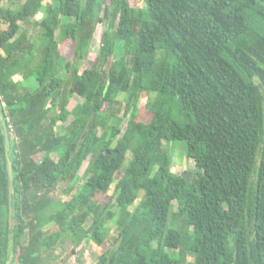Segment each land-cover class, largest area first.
<instances>
[{
	"label": "trees",
	"instance_id": "trees-1",
	"mask_svg": "<svg viewBox=\"0 0 264 264\" xmlns=\"http://www.w3.org/2000/svg\"><path fill=\"white\" fill-rule=\"evenodd\" d=\"M43 1L0 0V264H264V0Z\"/></svg>",
	"mask_w": 264,
	"mask_h": 264
},
{
	"label": "rangeland",
	"instance_id": "rangeland-1",
	"mask_svg": "<svg viewBox=\"0 0 264 264\" xmlns=\"http://www.w3.org/2000/svg\"><path fill=\"white\" fill-rule=\"evenodd\" d=\"M108 2L109 0H105ZM129 4L134 6V5H141L142 0H128ZM9 2V0H1V3L3 5H6ZM49 2V0H44L40 8H38V11L36 13V18H41L43 15H45V5ZM93 6H95V0H84V2L81 4V7L83 10L87 11L88 13L92 10ZM100 13V12H99ZM102 14V11L101 13ZM3 24L0 23V27ZM86 29H89V24H86ZM104 28V25L97 24L96 29L93 33L90 45H89V52L87 55V63L92 65V62L95 58L99 43H100V35L102 32V29ZM72 47L73 44L70 40L65 41V43L61 44V58L64 59V57L69 58L71 57L72 54ZM85 64V66L87 65ZM119 96H122V94H119ZM147 99V92L142 91V94L140 98H138L137 101V118L143 122H146L150 119L151 113L148 110V107L145 106V102ZM71 102H70V107L72 108L73 106L75 107V104L79 103L81 101V97H79L77 94L71 97ZM129 114V113H128ZM126 113L122 114V119H121V124L124 126L127 124L129 116ZM169 146V151L171 155V169L174 172H178L183 174L185 177L192 179L193 178V167L194 163L192 159L187 158L185 155L184 151V143L181 141H176V142H170L167 144ZM86 165V162L83 164V166L80 168L79 173L82 174L84 167ZM119 173L117 172L115 175V179H118ZM54 197V209L57 210V208L61 207V201L65 198V195L62 194L60 191L56 192L53 194ZM97 199L100 200L101 203H105L108 194H101L97 193L96 195ZM92 218V217H91ZM91 220V219H90ZM89 220V222H90ZM74 240H77V238H73L72 243H74ZM77 247H76V252L70 253L69 255L66 256V251H68V248L70 245H68V240L62 245V249L58 250L60 257L61 258H66V262L63 264H92L97 255V249L96 245L92 241L84 240L81 239L76 242ZM98 248V247H97ZM77 254L79 257L77 258ZM64 256V257H62ZM79 259V260H78Z\"/></svg>",
	"mask_w": 264,
	"mask_h": 264
},
{
	"label": "water",
	"instance_id": "water-1",
	"mask_svg": "<svg viewBox=\"0 0 264 264\" xmlns=\"http://www.w3.org/2000/svg\"><path fill=\"white\" fill-rule=\"evenodd\" d=\"M0 120L1 122L3 123V127H4V130L6 132V126H5V123H4V119H3V116L1 114V107H0ZM5 142H6V147H5V152H6V155L8 153V149H9V141H8V136L7 134L5 133ZM8 156V155H7ZM7 175H8V192H9V195L12 193V189H13V174H12V170H11V161L10 159L7 157ZM10 199V198H9ZM8 224H9V228L11 227V224H12V220H11V211H12V208H11V205H9V208H8ZM11 240L9 239L8 241V245H7V255L10 253V249H11ZM5 264H9V260L7 259Z\"/></svg>",
	"mask_w": 264,
	"mask_h": 264
},
{
	"label": "crops",
	"instance_id": "crops-1",
	"mask_svg": "<svg viewBox=\"0 0 264 264\" xmlns=\"http://www.w3.org/2000/svg\"><path fill=\"white\" fill-rule=\"evenodd\" d=\"M72 96H74V94H72Z\"/></svg>",
	"mask_w": 264,
	"mask_h": 264
},
{
	"label": "built area",
	"instance_id": "built-area-1",
	"mask_svg": "<svg viewBox=\"0 0 264 264\" xmlns=\"http://www.w3.org/2000/svg\"><path fill=\"white\" fill-rule=\"evenodd\" d=\"M4 104V103H3Z\"/></svg>",
	"mask_w": 264,
	"mask_h": 264
}]
</instances>
